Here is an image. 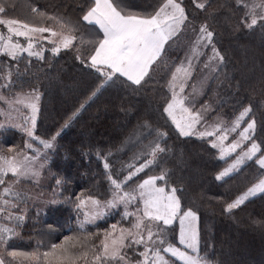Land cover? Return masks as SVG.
I'll return each mask as SVG.
<instances>
[{"label": "trees", "instance_id": "16d2710c", "mask_svg": "<svg viewBox=\"0 0 264 264\" xmlns=\"http://www.w3.org/2000/svg\"><path fill=\"white\" fill-rule=\"evenodd\" d=\"M250 1L245 0L247 3ZM161 2L125 0L128 7L142 12L153 11ZM32 6L46 9L50 14L66 16L72 22L79 21L77 35H83L85 41L91 38V32L98 31L81 20L91 6L90 0H13L11 16L29 20ZM183 6L192 21L188 28H198L206 22L214 32L216 47L224 56L223 65L211 73L195 107L211 105L208 116H222L230 123L244 107L250 106L252 113L241 129L248 119H254V139L264 151V26L258 22L252 29L244 27L241 19L246 9L238 6L236 0H207L203 10L196 9L192 0H184ZM191 36L195 37L193 31ZM191 36L187 33L169 42L164 62L154 66L152 79L138 90L129 87L123 77L114 78L99 88L102 77L95 69L77 60L72 49L62 50L55 57L46 51L44 60L28 57L27 53L19 60L0 56V77L11 73L10 80L0 78V96L5 97L0 101V113L1 108L5 110L7 102L14 101L17 94L38 87L41 99L35 135L39 140L53 144L42 155L46 163L43 182L37 184L30 178H21L18 183H13L16 178L9 173L5 184L0 185V193L11 184L13 192L20 197L19 206L11 211L14 216L22 215V221H9L7 213L0 214V224H18V235L10 241L16 250L31 251L38 243L59 242L64 235L71 234L78 221L83 219L76 208L77 196L92 195L101 202L110 199L111 185L107 173L110 170L114 179L117 176L123 179L127 174L121 169L139 151L137 135L144 144L155 136V133L148 136L146 129L138 127L147 121L152 129L168 134L162 146L170 151L161 156L158 167L146 169L145 173L133 177L129 185L134 188L136 183L146 178V174L157 175L161 168L170 170V183L182 189L178 193L182 197V206L191 208L199 217L197 227L201 254L207 256L210 264H264V194L250 198L232 213L223 210L227 202L264 178V169H260L255 160L248 161L235 174L217 181L216 175L227 165L218 159V150L210 146L208 141L211 138L202 140L195 136H180L163 113L171 95L167 83L174 70L173 62L184 57L188 47L186 42L192 39ZM20 39L23 42V38ZM45 46L50 47L47 42ZM79 47L86 59L90 46L84 43ZM201 77L198 68L189 84L192 85L196 79L199 83ZM3 115L0 114V145L4 153L10 155L8 148L19 146L23 149L27 137L9 127L8 118ZM52 137H55L54 141ZM36 142L38 140L33 143L36 145ZM248 146L250 142H245L243 149ZM25 154L33 156L27 149ZM105 162L109 163V170L104 168ZM37 188L49 193L51 200H40L26 209L28 198L24 195ZM5 199L16 202L12 194ZM90 207L93 206L88 205ZM122 212V206L111 210L105 220L87 225V231L107 229L120 220ZM123 223L127 226L128 222ZM172 227L178 233V224ZM165 255L167 258L168 254ZM176 264L182 262L176 261Z\"/></svg>", "mask_w": 264, "mask_h": 264}, {"label": "snow or ice", "instance_id": "6c2138e0", "mask_svg": "<svg viewBox=\"0 0 264 264\" xmlns=\"http://www.w3.org/2000/svg\"><path fill=\"white\" fill-rule=\"evenodd\" d=\"M192 3L196 9L203 10L207 0H192ZM236 4L246 9L241 19L244 27L252 29L258 22L264 26V0H252L251 3L236 0ZM12 5L13 0H0V25L7 29V34L0 32V56L19 60L27 53L28 57L44 60L46 51L55 57L62 50L72 49L76 52L77 60L95 69L102 77L99 88L120 77L125 78L128 86L134 90L143 87L152 79L154 66L158 67L164 62L166 45L192 23L183 6L184 0H162L151 12L132 9L125 0H90L91 6L81 20L97 26L98 31L91 32V38L85 41L83 35H77L80 31L79 21L72 22L57 13L50 14L38 6L30 8L31 19L21 20L11 16ZM191 30L195 38L188 51L178 62H173L174 70L167 83L171 95L163 107V113L180 136L195 135L202 140L213 138L208 141L210 146L218 150V159L227 165L216 175L217 181L235 174L248 161L255 160L259 168L264 169V151L254 139L256 121L248 119L246 126L241 129L252 113L250 106L244 107L230 123L218 116L215 124H204L202 130L199 127L212 106L206 104L197 109L194 92L185 94V89L190 86L194 88L189 81L198 68L205 74L217 72L224 63V56L216 47L214 32L206 22ZM20 38H23V42ZM45 42L50 47H46ZM84 43L90 46V54L86 59L79 47ZM0 78L10 80L11 73ZM40 99L37 87L27 93L17 94L14 101H8H27L25 107L31 110V115L23 118L22 125H17L27 137L23 149L19 146L9 147V155L4 153L0 145V185L5 184V177L9 173L16 178L13 183L39 174L36 165L40 153L33 149L34 141L38 140L46 149L53 146L51 142L39 140L35 135ZM3 100L5 97L0 96V101ZM177 110L181 113L180 118H177ZM138 127L146 129L148 136L153 133L155 136L144 144L137 135L140 148L123 165L121 171L127 172L123 179L119 176L114 179L109 163H104V168L109 170L110 199L101 202L92 195L77 196L76 208L83 219L78 221L76 229L64 235L59 242L38 243L31 251L16 250L10 244L18 235V224H0V264H176V261L182 264H210L207 256L201 254L197 227L199 217L191 208L182 206V197L178 194L182 189L170 183V170L161 168L157 175L146 174V178L136 183L134 188L129 185L133 177L145 173L146 169L158 167L161 156L170 151L162 146L168 135L166 132L152 129L147 121ZM233 133L238 134L237 138L226 143ZM54 140L55 137H52ZM245 142H250L246 150L243 149ZM25 149L32 150L34 155H26ZM237 149L241 151L237 152ZM229 158H232L230 163ZM42 167L43 164H40L39 168ZM57 183L60 181L57 180ZM9 194L16 198L15 203L5 199ZM258 194H264V178L227 202L223 210L232 213ZM19 200V194L13 192L11 184L4 187L3 193H0V214L7 213L6 219L9 221H22V215L14 216L11 211L19 206ZM88 205L93 206L91 210H88ZM120 206L123 207L120 220L103 231H87V225H96L97 221L105 220L111 210ZM125 221L128 222L127 226L123 223ZM174 224H178V233L172 227ZM165 254H168L167 258Z\"/></svg>", "mask_w": 264, "mask_h": 264}, {"label": "rangeland", "instance_id": "374dc122", "mask_svg": "<svg viewBox=\"0 0 264 264\" xmlns=\"http://www.w3.org/2000/svg\"><path fill=\"white\" fill-rule=\"evenodd\" d=\"M251 2L252 1H250L249 3H251ZM189 28L185 29L177 37L181 38L184 34H187V33H190V36H191L192 30ZM0 32H4L5 34H7L6 28L2 25H0ZM194 38L195 37H192V39L190 38L189 40H187V42H186V46H188L187 51H188L189 46L191 45L192 41L194 40ZM210 75H211V73H207V74L202 73V77H201V80L199 81V83H197V79H196V81L192 83V85H194V88L191 86H190V88L186 87L185 94L194 92V99L196 102V100L202 96V94L204 92L205 85L207 84V81L210 79ZM26 103H27V101H24V103H9V102H7V108L5 110H3V108H1L2 112L0 114H4L3 117L8 118L7 119V123H8L7 125L9 127H13L14 129L19 130L17 125H22L23 124V118L25 116L31 115V110L29 108L25 107ZM38 105H39V102H38ZM176 114H177V118H180L181 113L179 112V110H177ZM216 122H217V117L211 118V116H208V113H207V115L205 117V121L199 127L202 130L204 124L211 126V125L215 124ZM237 135H238L237 133L231 134L229 136V140L226 143H230L233 139L237 138ZM209 138H211V137H209ZM211 139H213V138H211ZM33 149L37 150L40 153L39 157L37 158V165H36V167L39 169V174L35 177H29V178L32 180V182H36L38 184L39 181L43 182L45 180L44 171H45L46 163H45V160L42 157V155H44L43 153H44V151H46V148H44L43 145L39 144V142H36V145L35 144L33 145ZM30 154L34 155V152L32 150H30ZM40 164H43L42 168H39ZM24 196L28 198V200H27L28 204L25 206L26 209H28L32 204L39 202L40 200H44V201H50L51 200V195L49 193L43 192L42 190H39L38 188L31 190L29 192V194H25ZM91 209H92V207L88 208V210H91Z\"/></svg>", "mask_w": 264, "mask_h": 264}, {"label": "crops", "instance_id": "0c3cea01", "mask_svg": "<svg viewBox=\"0 0 264 264\" xmlns=\"http://www.w3.org/2000/svg\"><path fill=\"white\" fill-rule=\"evenodd\" d=\"M86 24H87V22H85ZM92 26H94V25H92ZM94 27H96L97 28V26H94ZM98 29V28H97Z\"/></svg>", "mask_w": 264, "mask_h": 264}]
</instances>
